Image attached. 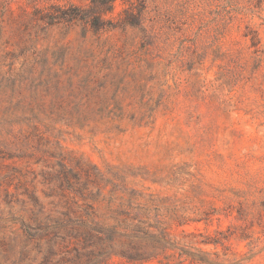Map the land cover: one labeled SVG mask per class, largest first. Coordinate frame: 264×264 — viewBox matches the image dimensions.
<instances>
[{
	"label": "rangeland",
	"instance_id": "1",
	"mask_svg": "<svg viewBox=\"0 0 264 264\" xmlns=\"http://www.w3.org/2000/svg\"><path fill=\"white\" fill-rule=\"evenodd\" d=\"M32 1L12 8L89 6ZM126 12L136 27L57 26L12 40L16 59L0 49V81L22 66L30 78L0 90V131L14 129L0 136V264L42 258L28 257L6 189L24 221L31 193L47 210L83 193L107 228L133 198L179 247L264 264V0H118L107 17Z\"/></svg>",
	"mask_w": 264,
	"mask_h": 264
},
{
	"label": "trees",
	"instance_id": "2",
	"mask_svg": "<svg viewBox=\"0 0 264 264\" xmlns=\"http://www.w3.org/2000/svg\"><path fill=\"white\" fill-rule=\"evenodd\" d=\"M87 1L88 7L75 4H52L49 7H41L38 4L33 5L35 2L33 0L32 10L20 6L19 12L16 13L12 8L14 0H0V49L4 52L3 59H16L15 54L7 50L14 46L12 40L18 39L22 42V38L27 37L25 43L35 45L39 40V34L52 27L63 26L70 29L73 25H81L84 33L92 31L101 35L118 28L137 26V23L131 21L134 15L129 12H126V18L122 22L107 17L114 11V4L118 0ZM255 40L256 37L253 35L252 41ZM14 64V62L9 63L11 73L14 71ZM28 72L29 69L22 66L16 79L3 78L0 81V90L18 91L22 88L21 85L30 79L27 77ZM44 86L49 87L48 84ZM30 88L34 89V86ZM13 130L12 126L6 127L0 131V136L13 135ZM5 192L6 198H9L5 200L8 216L12 221L21 223L26 237L27 255L30 257L33 252L31 248L34 247L42 256L40 264H242L243 262L236 259L219 261V257L213 259L210 253L179 247L169 239L167 228L161 227L160 224H148L132 211L133 209L144 211L141 205H135L133 198H129L126 205L114 211L115 225L107 228L96 220L98 217L92 205H82L79 203L80 200H76V198L86 200L83 193L76 192L77 195L70 197L63 191L61 194L63 201L53 204L50 210H47L34 193H31L30 200L22 203L21 210L29 209L31 213L29 220L24 221L21 216L17 217L15 212V204L19 203V200H16L8 189ZM0 213L3 214V210H0ZM203 244L217 246L223 243L222 239H206ZM116 258L119 259V263L115 262Z\"/></svg>",
	"mask_w": 264,
	"mask_h": 264
}]
</instances>
